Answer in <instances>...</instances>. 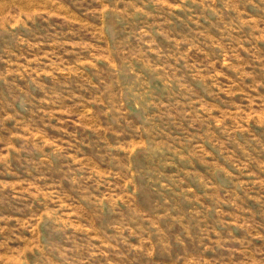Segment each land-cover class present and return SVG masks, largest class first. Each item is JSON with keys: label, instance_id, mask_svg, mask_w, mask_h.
I'll return each instance as SVG.
<instances>
[{"label": "rangeland", "instance_id": "rangeland-1", "mask_svg": "<svg viewBox=\"0 0 264 264\" xmlns=\"http://www.w3.org/2000/svg\"><path fill=\"white\" fill-rule=\"evenodd\" d=\"M0 264H264V0H0Z\"/></svg>", "mask_w": 264, "mask_h": 264}]
</instances>
